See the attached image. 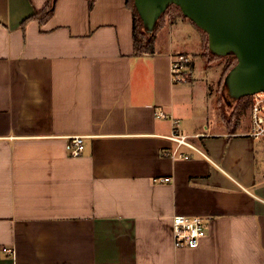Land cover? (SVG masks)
Instances as JSON below:
<instances>
[{"label": "crops", "instance_id": "obj_1", "mask_svg": "<svg viewBox=\"0 0 264 264\" xmlns=\"http://www.w3.org/2000/svg\"><path fill=\"white\" fill-rule=\"evenodd\" d=\"M47 1L0 0V264H264V137L249 135L250 111H222L208 89L215 119L182 126L171 58L203 54L200 29L170 7L167 42L136 53L126 0H58L32 18ZM190 34L197 48L180 41ZM175 118L209 157L167 155ZM177 214L206 219L198 247L175 246Z\"/></svg>", "mask_w": 264, "mask_h": 264}, {"label": "water", "instance_id": "obj_2", "mask_svg": "<svg viewBox=\"0 0 264 264\" xmlns=\"http://www.w3.org/2000/svg\"><path fill=\"white\" fill-rule=\"evenodd\" d=\"M146 30L153 33L162 13L173 3L208 32L218 55L234 52L237 64L228 72V102L264 91V0H135Z\"/></svg>", "mask_w": 264, "mask_h": 264}, {"label": "built area", "instance_id": "obj_3", "mask_svg": "<svg viewBox=\"0 0 264 264\" xmlns=\"http://www.w3.org/2000/svg\"><path fill=\"white\" fill-rule=\"evenodd\" d=\"M191 56L184 52H178L172 55L171 72L173 81L186 82L190 72ZM252 102L250 106V131L249 135L255 138L264 137V91H259L251 95ZM159 116L168 117L164 111H160ZM174 120V129L167 137L176 145L167 155L173 158H191L188 150L209 157L205 150L197 145L189 134L180 128V119ZM201 137V134H197ZM84 135H75L71 141L70 153L73 156L80 155L85 148ZM170 177L161 178V181H170ZM208 224L204 217L200 215L177 214L172 218V231L176 247H198L202 239L207 235ZM5 251L12 253L11 248H5Z\"/></svg>", "mask_w": 264, "mask_h": 264}, {"label": "rangeland", "instance_id": "obj_4", "mask_svg": "<svg viewBox=\"0 0 264 264\" xmlns=\"http://www.w3.org/2000/svg\"><path fill=\"white\" fill-rule=\"evenodd\" d=\"M173 12L175 13L174 9ZM176 15L177 13L174 14V17ZM159 25L160 24L157 23L156 30L159 28ZM196 38H197L196 35L190 34L189 36L186 35L184 38L181 36L180 41L189 42L191 44L190 46L191 48H197L195 47L197 46L195 44L196 42L195 40H197ZM167 40H168V35L166 31H162L157 35L158 46H161L162 43H166ZM203 48H204V52H202L203 54L200 53L195 54L194 53L195 50L193 49L190 50L189 55L191 56L192 60L195 63L194 71L193 68H191L192 66L190 65L189 67L191 73L187 78L188 80L186 82H177L178 88L179 87L184 88L183 95L185 99L181 101V104H179L180 114L182 117L181 119L183 120L182 126L185 127V123H187L189 129H192L193 131H197L198 127H201V125H206L215 119V118L213 119V115L215 114L214 113L215 107L213 106V104H215L214 100H217V98H214L215 95L214 94L211 95L208 92V89L209 91L216 93V95L219 96L223 95L224 98L226 97L224 91L222 90L224 89V80L221 81L222 72L226 64L224 55L219 56L214 52H213L214 54L211 53L212 52L211 50L207 51V48H210L208 46L205 47L203 45ZM229 56L230 57H226V58L227 60L229 59L231 61L233 57L231 55ZM218 78L221 86L219 85V83L218 85L214 84L217 82ZM211 84H213L214 87H212ZM225 100L227 103H223V105L221 106V110L231 112L232 109H235L236 111V106L237 104H239V101L235 100L233 101V103L232 102L230 103L227 101L226 98ZM244 102L245 101H240V103H244ZM247 111L249 114L250 109L248 108ZM247 111L244 114H246Z\"/></svg>", "mask_w": 264, "mask_h": 264}, {"label": "trees", "instance_id": "obj_5", "mask_svg": "<svg viewBox=\"0 0 264 264\" xmlns=\"http://www.w3.org/2000/svg\"><path fill=\"white\" fill-rule=\"evenodd\" d=\"M96 0H90V7L92 8L95 4ZM58 0H48L46 5L40 10L37 11L32 18H36L41 22H45L48 19H50L56 10ZM127 5L131 8L133 12V32H134V41H135V51L136 53H152L155 51L156 47V36H157V31L158 29L154 30L153 33H149L146 30L145 23L143 21V18L141 17V14L136 6L135 0H126ZM170 7H173L172 9L175 10V13L178 15H182L184 18L189 19L192 21L202 32L203 35V45L205 47H209V35L206 30H204L202 27H200L193 19L185 15L182 11V8L180 5L173 3L171 6H169L160 16L158 23L160 24L159 26L163 25L165 22V17L167 14L170 12ZM211 50L210 48H207V51ZM206 51V53H207ZM205 53V54H206ZM213 53V52H211ZM214 54V53H213ZM228 55V56H227ZM231 55L233 58L230 61L229 59L227 60L226 57H230ZM226 64L224 66L222 76H221V81H225V77L227 76L228 72L237 64L238 58L234 52H230L226 55H224ZM239 101V104L236 106V113L237 114H244L247 109H250L251 102H252V96L249 95H244L237 99ZM240 101H245L244 103H240Z\"/></svg>", "mask_w": 264, "mask_h": 264}]
</instances>
